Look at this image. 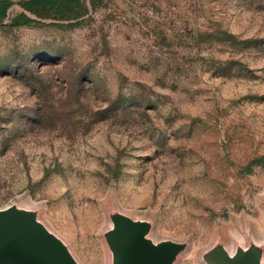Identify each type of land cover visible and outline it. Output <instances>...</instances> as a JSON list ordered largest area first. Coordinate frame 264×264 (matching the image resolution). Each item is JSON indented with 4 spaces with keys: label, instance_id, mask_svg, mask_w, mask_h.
<instances>
[{
    "label": "rangeland",
    "instance_id": "obj_1",
    "mask_svg": "<svg viewBox=\"0 0 264 264\" xmlns=\"http://www.w3.org/2000/svg\"><path fill=\"white\" fill-rule=\"evenodd\" d=\"M6 1L0 208L79 264H110L115 213L185 243L173 264L264 245V0H79L69 20ZM220 29L237 45L200 41Z\"/></svg>",
    "mask_w": 264,
    "mask_h": 264
},
{
    "label": "water",
    "instance_id": "obj_2",
    "mask_svg": "<svg viewBox=\"0 0 264 264\" xmlns=\"http://www.w3.org/2000/svg\"><path fill=\"white\" fill-rule=\"evenodd\" d=\"M112 227L104 237L110 264H173L186 244L152 241L150 223L124 214L111 216ZM205 264H264V245L238 246L230 253L223 245L209 248ZM0 264H79L65 243L37 219L34 211L10 205L0 208Z\"/></svg>",
    "mask_w": 264,
    "mask_h": 264
},
{
    "label": "trees",
    "instance_id": "obj_3",
    "mask_svg": "<svg viewBox=\"0 0 264 264\" xmlns=\"http://www.w3.org/2000/svg\"><path fill=\"white\" fill-rule=\"evenodd\" d=\"M6 0H0V15L4 16L8 8ZM21 7L32 14H35L39 17L54 16L60 19H76L85 14L86 7H81L79 0H28L24 3H20ZM16 21L20 22H30L32 19L28 18L24 13H20L16 17ZM78 24V22H70L63 26L68 28H73ZM217 41H223L230 43L232 45H237V38L229 33L225 29H220L213 32H203L200 35L201 42H210L215 39ZM260 161H257L258 164Z\"/></svg>",
    "mask_w": 264,
    "mask_h": 264
},
{
    "label": "bare ground",
    "instance_id": "obj_4",
    "mask_svg": "<svg viewBox=\"0 0 264 264\" xmlns=\"http://www.w3.org/2000/svg\"><path fill=\"white\" fill-rule=\"evenodd\" d=\"M232 252V251H231Z\"/></svg>",
    "mask_w": 264,
    "mask_h": 264
}]
</instances>
